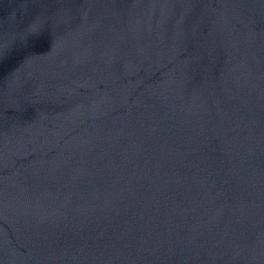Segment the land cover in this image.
<instances>
[{"label":"water","instance_id":"water-1","mask_svg":"<svg viewBox=\"0 0 264 264\" xmlns=\"http://www.w3.org/2000/svg\"><path fill=\"white\" fill-rule=\"evenodd\" d=\"M0 264H264V0H0Z\"/></svg>","mask_w":264,"mask_h":264}]
</instances>
